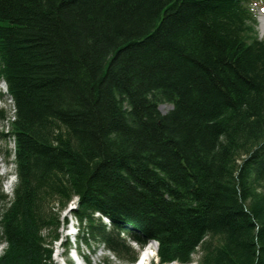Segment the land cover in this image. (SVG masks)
<instances>
[{
  "label": "trees",
  "instance_id": "trees-1",
  "mask_svg": "<svg viewBox=\"0 0 264 264\" xmlns=\"http://www.w3.org/2000/svg\"><path fill=\"white\" fill-rule=\"evenodd\" d=\"M252 2L0 0V78L15 106L0 108V138L13 140L16 174L9 195L0 176V264H53L73 199L82 241L124 264L151 240L160 264L198 251L197 264H264Z\"/></svg>",
  "mask_w": 264,
  "mask_h": 264
},
{
  "label": "rangeland",
  "instance_id": "rangeland-1",
  "mask_svg": "<svg viewBox=\"0 0 264 264\" xmlns=\"http://www.w3.org/2000/svg\"><path fill=\"white\" fill-rule=\"evenodd\" d=\"M256 4L254 6L255 12H256V20L257 23L255 24L256 27V31L258 32V34L260 35V37L264 36V26L262 25V23L264 22V0H259V2L256 0ZM4 87V86H3ZM2 101H0V108H2L4 110V114L7 116L10 114V110H11V103L10 100L8 98H3L1 97ZM161 112L165 113L167 112L171 106L167 103L161 104ZM0 130L3 131V133L7 132V126H6V122L0 120ZM9 150H13V140H11L9 137L5 136L4 138H0V163L3 165L2 167H5L8 164L12 158V156L9 154ZM9 168V166H7V169ZM3 171H1L0 169V174ZM76 200L73 199V201H71L67 208L70 207V210H73L76 208ZM63 210L61 212V217L65 214V216L67 217L68 221H73L75 222V218L73 217V215H69V211H65ZM103 217V216H102ZM102 222L105 223L108 226L107 221H105L104 218H102ZM68 227L66 228V226H61L58 229V232L61 235V239L59 240L60 242H55L53 243V247H52V251H53V255H52V260L54 262V264H57V261H59V259L61 258V256H63V251L65 252L66 250H64V248H62V242L63 240L65 241V236L69 235L70 237V241H71V246H74V234L72 233V229L68 230ZM129 242V244L133 247V249H138L137 245L134 242ZM80 246L83 247L82 251L83 254L85 256H87V258L89 259L90 262H96L98 263V261L100 260L102 264H107V262H103L104 258H102L104 255H108L110 258L114 259L115 255H113V253L109 250H107L106 247H104L103 245H100L98 247H96L95 245L92 244V242L88 245H84V243H82ZM139 253L142 251V248L138 249ZM95 253V254H94ZM138 253V256H139ZM199 251L194 253L192 255V261L191 262H195L197 264L198 258H199ZM107 257V256H106ZM116 259V258H115ZM103 260V261H102ZM117 262H115L116 264H124L122 261H119L116 259ZM59 263V262H58ZM133 264V263H132ZM148 264H160L158 263V258L156 257H152Z\"/></svg>",
  "mask_w": 264,
  "mask_h": 264
},
{
  "label": "bare ground",
  "instance_id": "bare-ground-1",
  "mask_svg": "<svg viewBox=\"0 0 264 264\" xmlns=\"http://www.w3.org/2000/svg\"><path fill=\"white\" fill-rule=\"evenodd\" d=\"M262 25L264 26V22L262 23ZM0 97L8 98L10 100V103H11L10 104L11 105L10 115H13L14 114V107H15L14 106V102H13V99H12L11 95L8 92L7 82L4 79H1V78H0ZM160 107H161V105L159 106V110H161ZM0 120H2V119H0ZM2 121H5L6 122V126H7V129H8V122H7V120L4 119ZM8 164H10V165H7V166H9L8 169H9L10 174H8L9 176L8 175L7 176L9 178H11L12 182H11V184L7 188L4 187L5 186V182L7 180L6 177H2V176L1 177L3 178V181H2L3 191L9 195L11 193V191H12L15 183H16V174H15V172L13 170V162L10 160V162ZM7 166H5V167H7ZM65 211L66 212L69 211V213L71 215H74L72 213V210H70V207L66 208ZM63 217H66L65 214L63 215ZM66 219H67V217H66ZM69 222L70 221H68V219H67V221L65 223H63L62 226L65 225L66 228H67ZM72 228L74 230V231H72V233L74 234V242H75L76 245L75 246H71V244L68 243L67 241H63L62 242V248H64V250H66V251L65 252L63 251V256H61L62 258H60L59 261H57V264H91L92 262H90L89 259L87 258V256H85L83 254V251H82L83 247L80 246L82 243H84V245H87L81 239V237H82L81 229L77 231L76 230V224L75 223L73 224V227ZM60 239H61V235L53 243L59 242ZM95 246L97 247V245H95ZM52 247H53V245H52ZM67 247L68 248L70 247V248L67 249ZM155 248H156L155 247V244L151 240L142 249V251L139 253V256L137 257V260L133 264H148L149 260L153 256L156 257ZM52 255H53V251H52ZM106 256L109 258L108 255H106ZM106 256L104 255L102 257V258H104V261L102 260L103 262H105V259L107 258ZM98 262H99V264H102L100 260ZM115 262H117L116 259L114 260V263L113 264H116ZM52 263L54 264L53 260H52ZM169 264H181V263L173 262V263H169ZM185 264H196V263L195 262H189V263H185Z\"/></svg>",
  "mask_w": 264,
  "mask_h": 264
},
{
  "label": "clouds",
  "instance_id": "clouds-1",
  "mask_svg": "<svg viewBox=\"0 0 264 264\" xmlns=\"http://www.w3.org/2000/svg\"><path fill=\"white\" fill-rule=\"evenodd\" d=\"M73 217L75 218L76 230L78 231L81 229L80 222L78 221V218H76V216L73 215Z\"/></svg>",
  "mask_w": 264,
  "mask_h": 264
},
{
  "label": "water",
  "instance_id": "water-1",
  "mask_svg": "<svg viewBox=\"0 0 264 264\" xmlns=\"http://www.w3.org/2000/svg\"><path fill=\"white\" fill-rule=\"evenodd\" d=\"M152 242L155 244V251H157V247H158V243H157V241H155V240H152Z\"/></svg>",
  "mask_w": 264,
  "mask_h": 264
}]
</instances>
